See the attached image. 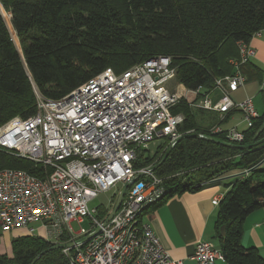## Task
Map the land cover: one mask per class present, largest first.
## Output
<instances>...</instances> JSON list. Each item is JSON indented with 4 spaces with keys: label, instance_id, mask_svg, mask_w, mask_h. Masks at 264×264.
Masks as SVG:
<instances>
[{
    "label": "trees",
    "instance_id": "trees-1",
    "mask_svg": "<svg viewBox=\"0 0 264 264\" xmlns=\"http://www.w3.org/2000/svg\"><path fill=\"white\" fill-rule=\"evenodd\" d=\"M0 4L11 17L20 47L19 51L0 10V127L12 118L35 115V92L58 100L107 69L121 74L158 56L171 58L186 90H202L197 100L215 95L216 80L235 74L230 62L239 59L238 43L249 44L264 31V0H0ZM241 73L247 81L263 79L251 62L241 67ZM190 105L182 98L171 110L185 121L179 127L182 137L168 157L163 161L167 150L162 144L153 157L142 151L135 163L137 169L152 165L171 188L144 216L175 196L199 192L240 172L225 186L215 239L228 264H264L257 250L241 243L245 220L264 208V167L256 168L264 160V143L259 144L264 140V116L243 133V142L228 143L226 133L212 134L215 126H204L200 117L206 111ZM4 169L42 179L46 175L42 165L0 150V171ZM54 246L39 237L15 238L12 255H0V264H32L43 252L35 264H68Z\"/></svg>",
    "mask_w": 264,
    "mask_h": 264
},
{
    "label": "built area",
    "instance_id": "built-area-1",
    "mask_svg": "<svg viewBox=\"0 0 264 264\" xmlns=\"http://www.w3.org/2000/svg\"><path fill=\"white\" fill-rule=\"evenodd\" d=\"M238 48L239 59L230 62L235 74L216 80L217 101L211 94L197 100L201 89L187 90L184 96L194 97V109L241 112L249 129L259 118L252 99L235 102L231 94L245 86L241 67L256 50L251 42H240ZM175 80L171 58L158 56L121 74L107 69L58 100L35 92L37 113L1 126L0 150L42 165L46 175L42 179L23 170L0 171V230L34 237L41 233L50 244H71L62 249L68 264H183L170 257L144 216L171 188L153 166L135 167L142 151L157 143L173 149L182 137L179 127L185 118L171 111L182 96L168 88ZM222 132L228 143L244 140L236 129H211L212 134ZM126 184L119 209L105 224L116 201L99 208L91 202L111 191L119 195ZM193 259L199 264L225 261L212 242H199Z\"/></svg>",
    "mask_w": 264,
    "mask_h": 264
},
{
    "label": "crops",
    "instance_id": "crops-1",
    "mask_svg": "<svg viewBox=\"0 0 264 264\" xmlns=\"http://www.w3.org/2000/svg\"><path fill=\"white\" fill-rule=\"evenodd\" d=\"M6 17L8 18V23L6 20L5 22L9 28L11 26V17L7 13ZM251 45L256 50V55L250 62L263 73V79L257 81L254 78L251 81H247L245 86L231 94V97L235 102H242L247 98H251L259 117H263L264 31L253 37ZM183 89L186 90L184 87ZM211 97L213 101L218 100L214 94ZM200 119L206 127L220 126L224 131L236 129L241 133L248 130L243 114L239 111H230L226 114L203 112ZM261 167H264V163ZM236 174L240 175V172L225 177L227 179L224 181L210 184L199 192L175 196L160 205L152 214L145 218V222H149L148 224L173 260H182L183 264H199L193 259L199 242H212L217 249L221 250L218 239H215V221L218 206H215L213 201L216 198H223L226 193L224 182L231 180ZM3 234L8 237V248L5 250L0 248V255L11 256L12 240L26 235L23 231L3 232ZM241 243L246 249L257 250L264 259V208L255 211L245 220ZM216 264L228 263L217 261Z\"/></svg>",
    "mask_w": 264,
    "mask_h": 264
},
{
    "label": "rangeland",
    "instance_id": "rangeland-1",
    "mask_svg": "<svg viewBox=\"0 0 264 264\" xmlns=\"http://www.w3.org/2000/svg\"><path fill=\"white\" fill-rule=\"evenodd\" d=\"M0 9L2 10V14H3V16H4V18H5L6 22H7L8 18L6 17V13L3 11L1 4H0ZM7 23H8V22H7ZM9 29H10L11 36L13 37L14 42H15V44L17 45V49L20 51L19 43H18V40H17V38H16V34H15V32L13 31V28H12L11 26H9ZM168 88H169L171 91H174V92L180 94V95L182 96L183 99L187 100L188 103L194 101V99H193L194 97H193L192 95H189V94H188V95H185V96H184V94H186V93H185L186 90L183 89V86L178 82L177 78H176L175 81L169 82V84H168ZM179 90H180V91H179ZM182 98H181V99H182ZM36 103H37V99H36ZM160 146H161V144H159V143L150 146V147L147 149V153H146V155H147V156H150V155H151V156H154L155 153H156V150H157L158 147H160ZM151 156H150V157H151ZM232 181H233V179L225 181V182H224V183H225V186L228 185V184H230ZM114 194H115V191H111V192H109V193L102 194V195H100L97 199H95L94 201H92L91 204H90V206L93 207V208H99V207H101V206H105V207H107V206L109 205V202H110L111 200H113V201H117V198H118L119 195L116 194V196H114ZM83 228L88 229V228H89V225L85 224V225L83 226ZM73 229H74V232L77 233V232H79L80 227H79L77 224H73ZM36 235H37L39 238H42V236H43V234H41V233H38V234H36ZM0 248H4V250H5L6 248H8V237H7L6 234H3V231H2V230H0ZM11 255H12V254H11Z\"/></svg>",
    "mask_w": 264,
    "mask_h": 264
},
{
    "label": "water",
    "instance_id": "water-1",
    "mask_svg": "<svg viewBox=\"0 0 264 264\" xmlns=\"http://www.w3.org/2000/svg\"><path fill=\"white\" fill-rule=\"evenodd\" d=\"M198 137V136H197ZM199 138H201L200 136H199ZM264 143V140L263 141H261L259 144H263ZM258 144V145H259ZM172 151V147H169V149L167 150V153H166V156H165V158L163 159V161L168 157V155L170 154V152ZM264 163V160L260 163V164H258V166L256 167V168H258V167H260L262 164ZM158 167V166H157ZM225 179H227V178H223V179H220V180H218L217 182H220V181H224ZM129 187V184H126L122 189H121V191H120V193H119V196H118V198H117V201L115 202V205H114V208H113V210H112V212L110 213V215H109V217L107 218V220L105 221V224H107L109 221H110V219L113 217V215L117 212V210L119 209V207H120V204H121V202H122V199H123V197H124V194H125V192H126V190H127V188ZM69 247H71V244H58V245H55L52 249H54V250H62V249H65V248H69ZM46 252H43L42 254H40L35 260H34V262L32 263V264H35L44 254H45Z\"/></svg>",
    "mask_w": 264,
    "mask_h": 264
},
{
    "label": "bare ground",
    "instance_id": "bare-ground-1",
    "mask_svg": "<svg viewBox=\"0 0 264 264\" xmlns=\"http://www.w3.org/2000/svg\"><path fill=\"white\" fill-rule=\"evenodd\" d=\"M238 49H239V48H238ZM158 154H159V153H158ZM150 156H151V155H150ZM151 157H153V156H151ZM161 163H162V162H161ZM151 166H152V165H151ZM156 168H157V167H156ZM145 215H146V214H145ZM147 215H148V214H147ZM146 217H147V216H146ZM146 217H145V218H146ZM145 220H146V219H145ZM146 223H147V221H146ZM148 223H149V222H148Z\"/></svg>",
    "mask_w": 264,
    "mask_h": 264
}]
</instances>
